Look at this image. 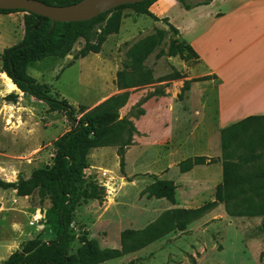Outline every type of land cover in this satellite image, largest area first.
<instances>
[{"label":"rangeland","instance_id":"374dc122","mask_svg":"<svg viewBox=\"0 0 264 264\" xmlns=\"http://www.w3.org/2000/svg\"><path fill=\"white\" fill-rule=\"evenodd\" d=\"M123 11L121 31L108 36L99 53L73 59L84 43L79 39L64 57L47 56L26 68L38 83L50 86V95L67 100L75 108L76 117L111 95L127 91L118 114L132 120L137 132L125 148L123 170L117 146L91 149L90 154L95 153L90 159L93 167L84 170V178L87 189L96 186L99 198L81 199L72 212L76 233L86 231L101 248H120V233L125 229L141 230L155 223L160 226L168 218L173 221L174 215H165L170 209L196 208L212 201L214 174L221 177L214 165L223 162L217 129L209 139L202 136L208 124L214 127L207 118L215 117L216 81L197 86V60L168 55L171 39L177 37L164 21L154 22L130 8ZM169 14L179 19V10L170 8ZM156 28L166 32L155 40L142 62L133 68L128 66L131 45L155 35ZM22 35L20 14L0 15V54L19 42ZM121 69L131 86L117 91L116 74ZM143 78L149 83L140 82ZM8 83V77L0 71V178L15 181L28 176L32 168L52 164L51 139L71 124L67 122L61 129V113L47 111L45 102L29 94L19 93L15 103L5 100L16 89ZM239 148L231 145L228 151L235 154ZM198 155L205 157L202 164H181ZM103 170L105 175L101 174ZM156 179L175 184L173 203L148 194ZM201 193L211 197L198 199ZM47 206V201L40 203L36 192L17 196L10 188H0V234H18L22 243L34 237L42 241L53 238V230L43 219ZM39 212L41 218L36 220ZM80 245L77 239L71 252L76 253ZM98 264H264V216H232L223 203H218L186 220L184 229L171 228L139 249Z\"/></svg>","mask_w":264,"mask_h":264},{"label":"trees","instance_id":"16d2710c","mask_svg":"<svg viewBox=\"0 0 264 264\" xmlns=\"http://www.w3.org/2000/svg\"><path fill=\"white\" fill-rule=\"evenodd\" d=\"M47 4L67 5L79 0H41ZM155 0H143L121 4L91 19L55 22L50 30L51 19L44 15L23 9H0V13L22 12L23 35L19 42L7 46L0 54V71L21 92L43 101L47 111L61 112L71 124V128L53 141L52 164L32 168L28 176L15 181L0 178V188L14 189L18 196L37 193L40 203L48 202L44 224L53 230V238L42 241L34 237L23 242L19 250L13 251L3 264H98L104 260L139 249L163 235L169 229H184L186 220L200 216L218 203H223L225 211L232 216H264V115H248L220 130L223 154L222 179L215 187L214 199L196 208L176 207L165 215L175 219H165L160 226L149 225L141 230L125 229L120 233L121 247H99L87 236V232L76 233L72 212L81 199H98L96 186L86 188L84 170L89 167L88 154L91 149L109 145L117 146L119 167L123 170L124 151L132 143L137 129L129 118H119L118 109L126 102L127 91L116 93L76 117L75 108L63 98L50 95V86L38 83L27 73V66L47 56L64 57L71 52L79 39L83 45L72 55L73 59L98 53L107 36L116 33L121 24L125 8L137 14H145L159 20L149 10ZM184 8L194 2L178 0ZM207 0H204L206 2ZM109 14V15H108ZM108 15V16H107ZM177 34L167 18H161ZM103 22V23H102ZM155 35H148L133 43L128 50V66L139 64L152 51L155 40L164 29L156 28ZM184 50L186 53H184ZM170 56L196 57L190 45L171 39L168 49ZM117 87H130L128 76L121 69L117 71ZM207 75L194 80H205ZM143 84L149 79L140 80ZM18 95L11 91L4 98L15 103ZM240 146L234 154L228 148ZM205 157L194 156L184 159L181 164H202ZM176 186L171 180L156 179L149 187V195L174 202ZM165 218V217H164ZM79 240L80 247L72 253V244Z\"/></svg>","mask_w":264,"mask_h":264},{"label":"crops","instance_id":"0c3cea01","mask_svg":"<svg viewBox=\"0 0 264 264\" xmlns=\"http://www.w3.org/2000/svg\"><path fill=\"white\" fill-rule=\"evenodd\" d=\"M187 1L194 2L195 5L186 9L178 0H155L150 4L149 10L159 20L167 18L176 28L179 41L190 45L197 54V58H192L197 60L195 68L198 75L210 77L197 80V86L206 87L211 81H216L215 117L207 118V122L213 121L214 127L208 124L206 132L202 134L209 139L216 129L220 133L222 128L248 115H264V0H207L204 3V0ZM170 8L179 10L178 20H174L169 14ZM10 14L23 15L22 12L0 13L2 16ZM134 17L138 18L136 15ZM123 18L124 11L121 21ZM19 93L28 95L21 91ZM61 115V129H64L68 121L62 113ZM54 124L51 119V127ZM61 134L63 133L58 136ZM58 136L51 139L52 147ZM93 154L95 153L89 152L88 155L90 167H93L90 163ZM214 166L222 177V162H216ZM214 176L216 181L213 189L222 179L217 174ZM205 196L211 197L201 193L198 194V199H204ZM17 235L12 237L0 234V264L13 251L20 249L22 242L18 241Z\"/></svg>","mask_w":264,"mask_h":264},{"label":"water","instance_id":"95a60500","mask_svg":"<svg viewBox=\"0 0 264 264\" xmlns=\"http://www.w3.org/2000/svg\"><path fill=\"white\" fill-rule=\"evenodd\" d=\"M140 1L143 0H79L67 5H53L41 0H0V9H23L49 17L52 30L57 21L87 20L118 5ZM14 92L19 93L20 90L17 88Z\"/></svg>","mask_w":264,"mask_h":264},{"label":"built area","instance_id":"2783aa9c","mask_svg":"<svg viewBox=\"0 0 264 264\" xmlns=\"http://www.w3.org/2000/svg\"><path fill=\"white\" fill-rule=\"evenodd\" d=\"M101 174H102V175H105V174H106V171L103 170ZM104 186H105V185H104ZM35 218H36V220L39 219V218H41V214H40V212H39L38 215H35Z\"/></svg>","mask_w":264,"mask_h":264},{"label":"bare ground","instance_id":"6f19581e","mask_svg":"<svg viewBox=\"0 0 264 264\" xmlns=\"http://www.w3.org/2000/svg\"><path fill=\"white\" fill-rule=\"evenodd\" d=\"M8 86L11 88L15 87V85L10 80H9Z\"/></svg>","mask_w":264,"mask_h":264}]
</instances>
